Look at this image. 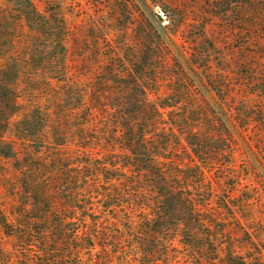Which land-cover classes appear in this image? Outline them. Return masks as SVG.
Returning <instances> with one entry per match:
<instances>
[{
	"label": "trees",
	"instance_id": "16d2710c",
	"mask_svg": "<svg viewBox=\"0 0 264 264\" xmlns=\"http://www.w3.org/2000/svg\"><path fill=\"white\" fill-rule=\"evenodd\" d=\"M4 1L17 15L0 55V156L33 188L32 207L2 223L20 242L8 264H264L255 220L238 211L253 203L234 196L232 107L211 103L174 39L148 18L155 46L141 36L122 57L123 45L99 89L77 91L61 4Z\"/></svg>",
	"mask_w": 264,
	"mask_h": 264
},
{
	"label": "rangeland",
	"instance_id": "374dc122",
	"mask_svg": "<svg viewBox=\"0 0 264 264\" xmlns=\"http://www.w3.org/2000/svg\"><path fill=\"white\" fill-rule=\"evenodd\" d=\"M35 1L42 11L61 4L70 28L69 65L77 91L82 85L99 89L104 71H109L108 55L123 45L122 57L131 54L127 46L134 47L141 36L146 35L147 43L155 46L156 36L151 35L148 18L163 38L174 39L176 46L168 42L173 54L180 60L185 54L192 67L207 77L211 103L232 107L229 127L240 146L236 167L244 179L234 196L253 203L238 211L240 216L255 220L254 237L264 243V0ZM15 10L0 0V15L8 18L0 19V55L14 31L11 15H17ZM132 14L137 15L135 21H131ZM8 68L10 73L16 70L11 62ZM3 107L6 103H0L1 110ZM4 120L0 113V121ZM38 167V162L31 163V173H37ZM14 168L12 161L0 156V264L11 262L20 245L19 240L8 236L3 220L14 219L11 213L18 215L20 208L32 207L33 188L16 178ZM49 170L48 165L43 167L41 182L47 181ZM37 214L30 212L32 217ZM38 227L36 224L35 229Z\"/></svg>",
	"mask_w": 264,
	"mask_h": 264
}]
</instances>
